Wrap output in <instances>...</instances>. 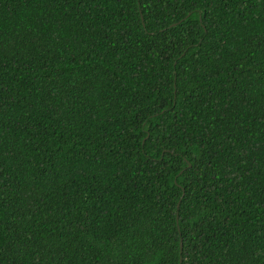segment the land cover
Masks as SVG:
<instances>
[{
  "label": "trees",
  "instance_id": "1",
  "mask_svg": "<svg viewBox=\"0 0 264 264\" xmlns=\"http://www.w3.org/2000/svg\"><path fill=\"white\" fill-rule=\"evenodd\" d=\"M0 264H264V0H0Z\"/></svg>",
  "mask_w": 264,
  "mask_h": 264
},
{
  "label": "water",
  "instance_id": "2",
  "mask_svg": "<svg viewBox=\"0 0 264 264\" xmlns=\"http://www.w3.org/2000/svg\"><path fill=\"white\" fill-rule=\"evenodd\" d=\"M180 246H181V242H180V244H179Z\"/></svg>",
  "mask_w": 264,
  "mask_h": 264
}]
</instances>
